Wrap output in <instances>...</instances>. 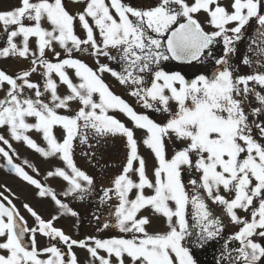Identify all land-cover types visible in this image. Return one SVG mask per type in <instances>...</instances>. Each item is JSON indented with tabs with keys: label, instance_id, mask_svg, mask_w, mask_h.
I'll list each match as a JSON object with an SVG mask.
<instances>
[{
	"label": "snow or ice",
	"instance_id": "snow-or-ice-1",
	"mask_svg": "<svg viewBox=\"0 0 264 264\" xmlns=\"http://www.w3.org/2000/svg\"><path fill=\"white\" fill-rule=\"evenodd\" d=\"M0 61V169L50 206L0 184V264H264V0H18Z\"/></svg>",
	"mask_w": 264,
	"mask_h": 264
},
{
	"label": "rangeland",
	"instance_id": "rangeland-1",
	"mask_svg": "<svg viewBox=\"0 0 264 264\" xmlns=\"http://www.w3.org/2000/svg\"><path fill=\"white\" fill-rule=\"evenodd\" d=\"M17 2L18 0H0V10L9 9L11 7H14L16 6ZM68 2L70 3V0H68ZM26 66H27L26 63L15 64L12 61H0V68L6 69L10 73H14L18 71L19 69L24 68ZM125 98L129 99V102H132L130 98H127V97ZM82 151H88L87 147L78 145L76 148V154H75V159L78 165L82 169L88 171L90 174L98 176L100 169L91 167L87 163L86 159L80 154ZM124 152H125V149L123 146V142L119 138H117L114 142L110 143L106 147L97 150V155L99 157V163L101 165H106V167L104 168L105 179L103 180V184L105 186L107 185L106 177L114 175L116 172H118L119 166L121 162L123 161ZM19 154H20L21 159L27 157L28 159L36 163L38 167L40 168L42 175L44 173V169H46L49 166L48 164L42 163L37 156L31 155L29 152L25 151L24 149H19ZM0 163H3V161L0 160ZM0 184H6L8 187L12 189L13 192H15L20 197L19 200L15 201L18 207L20 206L21 200H26L38 212H41L44 215L45 219L48 218L47 212L42 211V209L48 208L50 210V206L47 205L46 203L42 204L41 202H38L32 199L31 197L32 190L29 189L26 185H22L19 180L7 174L3 169H0ZM100 186H101V181L98 178L97 187H100ZM81 211H84V209H81ZM21 212L27 217L28 214L24 212L22 208H21ZM29 224H31V219H29ZM57 227H63L64 231L67 234L73 235V238H79L80 236L91 233L93 230V226L89 225L87 221H85L84 223V230H85L84 233L85 234L81 232V235L77 236V233L73 228V221L69 219L61 220L60 222L57 223ZM102 235H107V234H102ZM44 243L45 241L41 239L40 240L41 246H43ZM76 251L78 255L81 257V259H83V257L85 256V253L79 249H77Z\"/></svg>",
	"mask_w": 264,
	"mask_h": 264
},
{
	"label": "flooded vegetation",
	"instance_id": "flooded-vegetation-1",
	"mask_svg": "<svg viewBox=\"0 0 264 264\" xmlns=\"http://www.w3.org/2000/svg\"><path fill=\"white\" fill-rule=\"evenodd\" d=\"M175 70H183L181 66H175ZM114 91H116L118 94L121 92V90L118 87L114 88ZM235 231L233 227H229L226 230L225 235H228L229 233ZM224 243L223 240L217 242L215 245L209 247L206 251H199L197 253L199 263L200 264H216V260L220 256V245Z\"/></svg>",
	"mask_w": 264,
	"mask_h": 264
},
{
	"label": "trees",
	"instance_id": "trees-1",
	"mask_svg": "<svg viewBox=\"0 0 264 264\" xmlns=\"http://www.w3.org/2000/svg\"><path fill=\"white\" fill-rule=\"evenodd\" d=\"M242 48H243V45L241 46ZM81 232H85V230H84V226H83V228L82 229H80V231L77 233V236H80L81 235ZM85 234V233H84Z\"/></svg>",
	"mask_w": 264,
	"mask_h": 264
}]
</instances>
